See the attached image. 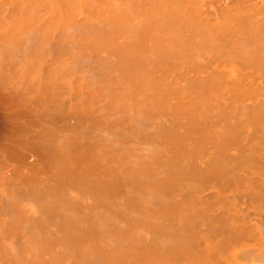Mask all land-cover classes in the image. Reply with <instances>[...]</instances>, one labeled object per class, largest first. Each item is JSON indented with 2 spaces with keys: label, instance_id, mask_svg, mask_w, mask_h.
Segmentation results:
<instances>
[{
  "label": "bare ground",
  "instance_id": "1",
  "mask_svg": "<svg viewBox=\"0 0 264 264\" xmlns=\"http://www.w3.org/2000/svg\"><path fill=\"white\" fill-rule=\"evenodd\" d=\"M0 264H264V0H0Z\"/></svg>",
  "mask_w": 264,
  "mask_h": 264
}]
</instances>
